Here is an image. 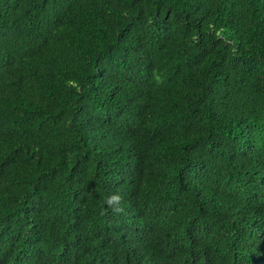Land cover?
Masks as SVG:
<instances>
[{
	"label": "trees",
	"instance_id": "obj_1",
	"mask_svg": "<svg viewBox=\"0 0 264 264\" xmlns=\"http://www.w3.org/2000/svg\"><path fill=\"white\" fill-rule=\"evenodd\" d=\"M0 264H264V0H0Z\"/></svg>",
	"mask_w": 264,
	"mask_h": 264
},
{
	"label": "clouds",
	"instance_id": "obj_2",
	"mask_svg": "<svg viewBox=\"0 0 264 264\" xmlns=\"http://www.w3.org/2000/svg\"><path fill=\"white\" fill-rule=\"evenodd\" d=\"M112 199H113V200H118L119 198H118V197H113ZM110 202H111V201H110Z\"/></svg>",
	"mask_w": 264,
	"mask_h": 264
}]
</instances>
